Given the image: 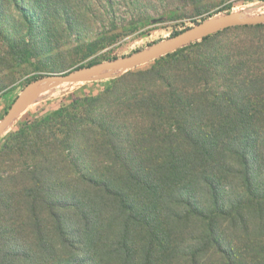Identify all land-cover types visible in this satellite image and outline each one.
<instances>
[{"label": "trees", "instance_id": "obj_1", "mask_svg": "<svg viewBox=\"0 0 264 264\" xmlns=\"http://www.w3.org/2000/svg\"><path fill=\"white\" fill-rule=\"evenodd\" d=\"M7 3L21 17L0 35L11 23L27 39L0 53L17 60L41 53L39 30L76 18L72 0H0L1 14ZM231 29L218 48L228 29L108 79L119 111L83 137L89 154L69 151L75 129L54 142L64 156L0 199V264H62L67 250L69 264H264V24Z\"/></svg>", "mask_w": 264, "mask_h": 264}, {"label": "rangeland", "instance_id": "obj_2", "mask_svg": "<svg viewBox=\"0 0 264 264\" xmlns=\"http://www.w3.org/2000/svg\"><path fill=\"white\" fill-rule=\"evenodd\" d=\"M72 3L76 7V18L70 21L72 27L65 19H57L50 33L39 30L34 34L36 38L32 45L40 50V54L35 56L26 51L17 60L0 53V63L5 58V64H0V120L29 80L130 55L209 17L229 12L244 17L264 13V0H72ZM4 7L5 14H1L0 6V21L5 17H21L14 4L7 3ZM6 32L9 38L4 41L0 35V49L25 36L24 28L18 31L11 23L6 24ZM238 35L230 28L212 42L217 41L215 48H218ZM196 49L198 53L203 50L195 47L192 53ZM8 62L10 66H7ZM157 65L151 61L129 71L142 72ZM119 86V79L56 85L22 112L0 136V199H6L18 190L23 179L38 173L53 162L55 156H64L69 149L56 153L58 146L54 142L72 139L75 129L82 137L71 141L75 150L69 151L79 157L89 154L82 149L83 137H88L90 131L97 133L94 123L110 121L111 115L118 113L121 88L117 92L114 90ZM44 157L46 161H42ZM68 170L69 165L63 173ZM232 196L230 191L226 200ZM61 215L72 227L80 223L71 208ZM217 218L218 226L225 227L222 219ZM20 234L27 235L26 232ZM67 251L62 252L67 255ZM66 255L62 264H69ZM84 255L82 251L76 253L79 260L84 259Z\"/></svg>", "mask_w": 264, "mask_h": 264}, {"label": "water", "instance_id": "obj_3", "mask_svg": "<svg viewBox=\"0 0 264 264\" xmlns=\"http://www.w3.org/2000/svg\"><path fill=\"white\" fill-rule=\"evenodd\" d=\"M263 24L264 13L244 17L237 12H229L206 18L172 37L158 41L130 55L100 62L67 73L47 74L44 77L31 81L22 88L0 120V136L22 112L37 102L40 96L56 85L82 84L108 80L221 31L233 27Z\"/></svg>", "mask_w": 264, "mask_h": 264}]
</instances>
